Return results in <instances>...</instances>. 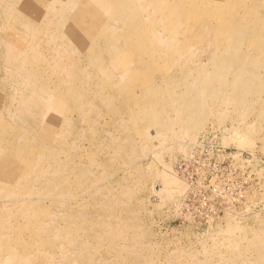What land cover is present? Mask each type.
<instances>
[{
  "label": "rangeland",
  "instance_id": "rangeland-1",
  "mask_svg": "<svg viewBox=\"0 0 264 264\" xmlns=\"http://www.w3.org/2000/svg\"><path fill=\"white\" fill-rule=\"evenodd\" d=\"M65 1L0 0V264H264V0Z\"/></svg>",
  "mask_w": 264,
  "mask_h": 264
},
{
  "label": "bare ground",
  "instance_id": "bare-ground-1",
  "mask_svg": "<svg viewBox=\"0 0 264 264\" xmlns=\"http://www.w3.org/2000/svg\"><path fill=\"white\" fill-rule=\"evenodd\" d=\"M51 1V0H50ZM67 1H70V0H66L65 2H67ZM82 1H84V0H82ZM113 1V3L116 5V6H123V3H122V0H112ZM138 1H140V0H138ZM149 0H146V2H148ZM126 2V1H125ZM151 2H160V0H152ZM83 4L84 5H82V10H81V12H79L73 19H72V21L73 22H75L77 19H79V18H81L84 14H86V13H88L90 10H87L86 8L88 7V4H89V2H88V0L85 2H83ZM16 5V4H15ZM90 14H93V17H97L98 16V12H97V10L96 9H92L91 10V13ZM127 15L126 14H124V13H121V15L119 16L120 17V19L122 20V18H124V17H126ZM85 17V16H84ZM20 21V20H19ZM80 37V36H79ZM14 48V47H13ZM15 49V48H14ZM11 50H13V49H11ZM9 51V50H8ZM7 51V52H8ZM14 51V50H13ZM25 63V62H24ZM43 66H45V65H43ZM48 68V67H47ZM32 75V74H31ZM30 75V76H31ZM35 80H36V76H34V75H32L31 77H27V79H26V82L27 83H33V82H35ZM24 81V80H23ZM25 83V82H24ZM20 86V85H19ZM37 89V88H36ZM40 90H42V89H40ZM23 93V92H22ZM40 93H41V91H40ZM39 93V94H40ZM29 94H30V91H29ZM28 95V94H27ZM41 95V94H40ZM44 96V95H43ZM36 97H38V95L36 94V93H31L30 94V98H34V99H36ZM41 97V96H40ZM42 98V97H41ZM44 99V98H43ZM29 100V99H28ZM38 100V99H37ZM47 100H48V98H47Z\"/></svg>",
  "mask_w": 264,
  "mask_h": 264
}]
</instances>
